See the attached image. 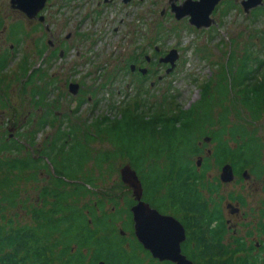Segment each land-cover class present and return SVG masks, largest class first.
<instances>
[{
    "label": "rangeland",
    "instance_id": "374dc122",
    "mask_svg": "<svg viewBox=\"0 0 264 264\" xmlns=\"http://www.w3.org/2000/svg\"><path fill=\"white\" fill-rule=\"evenodd\" d=\"M182 1L174 2L180 4ZM240 1L232 0L227 5L226 0H221L210 15L213 22L208 27L196 28L188 22V16L180 19L174 17L169 0H46L40 12L44 19L40 23L35 21L36 18L30 21L21 11L12 8L10 0H0V53L9 49L10 54L9 63L0 71V145L14 136L19 139L20 145L25 146L31 138L30 133L38 129V122L46 111L50 112L48 118L55 116L53 125H47L42 132L34 131L33 145L36 143V148L21 147L17 153L14 152V156L35 155L36 149L41 151L46 148L45 143L51 144L53 141L54 134L50 137V133L59 127L69 131L71 126L79 125L80 130L85 131V125H90L99 117H112L124 105L133 107L132 103L139 99V94L152 103L161 102L167 96L171 99L164 106L171 113L191 106L200 122L202 111H206L213 121L210 125L199 123L205 133L218 126L216 117L221 109L226 107L230 111V118L231 112H235L230 124L242 125L247 136L253 133L254 138L259 140L261 172L264 171V112L255 120L256 123L251 121V124L246 119L247 113H236L232 94L225 91L221 96L213 91L214 98L208 106L202 103L193 106L201 97L202 86L207 81L215 84L216 75L224 69L230 52L234 53L235 61L249 52L251 57H264V0L248 12L243 10ZM16 21L24 24L20 44H14L8 35L11 23ZM37 44L40 46L37 47ZM42 44L46 46V55L40 57L38 51ZM154 46L161 53L166 52L165 55L171 48L176 49L178 56L170 72H165V64L159 63V56L152 51ZM142 54L155 60L152 64H140L149 68L145 75L131 71L128 64L131 57L139 58ZM33 67H40L45 73L41 76L40 70L32 83L25 84V69ZM233 69H236L235 66ZM224 72L230 75L233 70L225 68ZM70 82L78 83L76 94L68 91ZM33 88L44 89L45 101L40 102L38 94L32 95ZM79 98L84 100L78 106ZM154 106L156 108L158 104ZM80 130L77 136L82 141ZM198 134L201 135V131ZM226 137L232 148L241 142V138H235V133L234 139L228 135ZM202 140L203 136H200L201 153L192 159H199L200 164L204 158L208 159V179L216 184L215 179H219L222 171L211 156L215 144L209 139ZM61 141H57L55 152L59 154L58 160L66 159L68 164L65 167L64 163H57L56 160V166L59 170L70 172V147L63 148L59 153ZM70 142L66 144L70 145ZM84 144L90 155L113 150V144L103 133ZM51 162L55 163L47 159L44 161L36 180L27 178L30 171L16 174L18 178L13 181V187L18 190V194L13 196L16 205L4 206L7 202L0 200V216L5 214L3 222L11 219L16 224H32L29 213L38 204L36 198L40 188L50 180ZM126 163V157L117 156L105 160L103 168L99 170L90 159L77 174L78 180H85L87 174L96 175L101 171L102 176L93 181L100 190H109L118 201V204L105 202L104 209L107 211H112L114 205L123 206L125 199L134 200L132 188L120 176V170ZM255 173L249 170L245 177L238 175L236 178L234 175L228 181L218 180L219 190L211 195L213 201L219 202L228 226L236 228L238 235H246L249 231L247 237L251 241L264 240L258 227L260 219H264L261 213L264 208V172L262 175ZM89 190L93 192L75 199L78 206L94 203L101 196L97 190ZM205 194L209 195L204 191ZM237 196H242L244 202L239 204V208L235 199ZM229 204L235 213L230 214ZM166 214L177 218L171 212ZM125 220L123 214L116 222L118 228ZM124 229L123 235L131 236V224ZM110 235L115 236V232ZM259 254L264 257L263 253Z\"/></svg>",
    "mask_w": 264,
    "mask_h": 264
},
{
    "label": "trees",
    "instance_id": "16d2710c",
    "mask_svg": "<svg viewBox=\"0 0 264 264\" xmlns=\"http://www.w3.org/2000/svg\"><path fill=\"white\" fill-rule=\"evenodd\" d=\"M231 2L226 0L227 5ZM23 25L21 21H16L9 27V39L14 44H19L21 40ZM45 47L41 45L38 51L40 55L46 51ZM8 52L9 49H6L0 54V71L8 63ZM223 68L216 75L215 84L207 81L202 86L201 97L193 106L201 103L208 106L213 101V91L219 96L225 91L232 94L236 113H242V108H248L251 121L256 120L264 112V57H251L249 52L235 61L234 53L230 52ZM225 68H232L233 73L226 74ZM40 70L42 76L45 72L41 68L25 69L24 83H32ZM36 94L40 102L47 98L44 89L33 88L32 95ZM138 98L132 103L133 107L124 105L112 117L103 115L90 125H85V131L80 130L79 125H73L69 131L59 127L51 135L47 134L46 137L54 134L53 141L51 144L45 143L47 146L40 159L30 153L23 157L14 156V152L17 153L21 147L25 149V146L35 147L34 131H43L47 125H53L55 116L53 119L48 118V111L38 122V129L30 133L31 138L25 146L20 145L19 139L14 136H8L1 143L0 200L7 202L4 206L16 205L13 196L18 194V190L13 187V181L20 173L30 171L27 178L36 180L46 159L55 163L51 162L48 184L40 188L36 198L37 206L30 210L32 224H16L11 219L5 220V223V214H1L0 264H97L99 261L104 264H172L151 257L132 230L131 236L120 233L121 229L125 231L124 227L132 223L130 207L134 200L125 199L124 207L113 204V210L107 211L104 209L105 202L118 204V201L109 190H100L93 181L99 175L102 176L101 171L96 175L87 174L85 180H78L77 174L88 160L91 159L101 170L105 160L117 156L126 157V161L138 174L143 186L142 198L161 213L171 212L185 227L183 253H187L189 259L204 264H264V257L259 253L237 254L244 250L243 243L232 245L225 241L223 213L219 202L213 201L211 197L219 190V182L215 179L217 183L213 184V180L206 177L209 170L207 158L199 167L197 161L192 159L201 153L198 141L202 135L198 131L203 132L193 107L171 113L164 106L170 97L164 96L158 103H152L140 94ZM83 100L78 99V106ZM156 104L158 106L155 108ZM78 130L83 135L82 141L77 136ZM232 132L239 134L241 142L233 148L227 142L217 143L211 154L214 162L221 165L229 160L236 172L248 168L260 174L259 140L254 138L252 132V135L247 136L242 125L233 126ZM102 133L113 144V150L90 155L84 142ZM60 140L59 153L63 148L70 147V172L68 168L66 172L56 166V160L57 163H64L65 167L68 164L66 159L58 160L59 154L55 152L57 141ZM69 141L70 145L66 144ZM89 188L97 190L101 196L94 203L78 206L75 199L92 193ZM204 191L209 195H204ZM123 214L126 220L118 228L116 222ZM114 232L115 236L110 235Z\"/></svg>",
    "mask_w": 264,
    "mask_h": 264
},
{
    "label": "water",
    "instance_id": "95a60500",
    "mask_svg": "<svg viewBox=\"0 0 264 264\" xmlns=\"http://www.w3.org/2000/svg\"><path fill=\"white\" fill-rule=\"evenodd\" d=\"M220 0H183L176 4L170 0V10L176 19L188 16V22L196 28L208 27L213 19L210 16L216 4ZM46 0H10V6L23 12L28 19L34 18L44 7ZM262 0H242L241 5L245 12L261 5ZM40 20L44 17L39 16ZM176 49H170L159 61L169 62L173 68L177 58ZM134 64L130 69H134ZM141 73L146 72V68L140 69ZM78 83H69L68 91L76 94ZM220 179L222 181L231 180L233 175L232 167L226 164L222 167ZM120 176L124 183L128 184L136 201L131 205L130 211L133 220L134 235L143 246L148 250L151 256L159 261H170L172 264H202L194 262L181 252L180 243L185 240L186 232L182 223L172 215L159 212L156 208L151 207L148 202L142 199V185L138 174L129 163H126L120 170ZM123 230L120 233L123 234ZM97 264H104L99 261Z\"/></svg>",
    "mask_w": 264,
    "mask_h": 264
},
{
    "label": "flooded vegetation",
    "instance_id": "af4514ba",
    "mask_svg": "<svg viewBox=\"0 0 264 264\" xmlns=\"http://www.w3.org/2000/svg\"><path fill=\"white\" fill-rule=\"evenodd\" d=\"M128 0H124V2H127ZM175 0H172V2H174ZM242 1V0H241ZM241 1H240V3H241ZM48 2H49V0H48ZM47 2V3H48ZM169 3H171L170 2V0H169ZM177 4V3H176ZM45 7V6H44ZM44 7L42 8V10L44 9ZM170 8H171V6H170ZM14 9H16V8H14ZM41 10V11H42ZM20 11V10H19ZM40 11V12H41ZM214 11V10H213ZM40 12H38V14L34 17V18H32V19H29L30 21H34L35 20V18H36V20L35 21H37L38 23H40V22H42L43 20H40L39 19V16L41 15L40 14ZM163 12H164V10L163 11H161V13L163 14ZM23 13V12H22ZM24 14V13H23ZM25 15V14H24ZM27 18V17H26ZM28 19V18H27ZM37 23V24H38ZM8 32H9V30H8ZM24 34H21V39H22V36H23ZM20 42H21V40H20ZM20 42H19V44H20ZM172 49V48H171ZM175 49V48H174ZM153 51V53H154V51L157 53L156 54V56L158 57L157 59H158V61H159V58L160 57H163V56H165V53H161L160 51H159V49H158V47L157 46H154V50H152ZM3 52H5V51H3ZM160 52V53H159ZM9 53V52H8ZM1 54V53H0ZM10 55V54H9ZM9 55H8V58H9ZM143 56L142 57H139L138 58V56H134V57H131L130 59H129V61H128V64H129V69H130V67H131V65L132 64H134V66H135V68L133 69V70H131V71H133V72H135V73H139L140 75H145L147 72H148V67L146 68V72L145 73H141V71H140V69L141 68H144V67H141L140 66V64H142L143 62L144 63H153L155 60H154V57H150L149 55H144V54H142ZM152 56V55H151ZM8 63H9V61H8ZM159 63H163V64H165V68H166V70H165V72H170L173 68H171L170 70H168L169 69V67H170V63L169 62H162V61H160ZM174 67V66H173ZM158 78H160V76L158 77ZM186 109H188V108H186ZM193 110H194V108H193ZM248 110H250V109H248V108H242V111H244V113H247L248 115L246 116L247 118V120H248V122H250L251 123V118H250V114L248 113ZM229 112L230 111H228L227 109H226V107L225 108H223V109H221L218 113H217V117H216V121H217V124H218V126L215 128V129H213L212 131H208V133H205L204 131L201 133V135L203 136V140L202 141H205V140H207V139H209V142H213L215 145L217 144V143H220V142H227V143H229V139L226 137V135H228L230 138L232 137V139H234L233 138V136H234V133L235 132H232L231 133V129L233 128V126H235V125H240V124H236V123H231L230 124V121L232 120V119H234V114L233 113H235V112H231V115H232V118H230V115H229ZM194 113V112H193ZM229 116V117H228ZM244 118H245V115H242ZM230 118V119H229ZM260 118V116L258 117V119ZM200 121V125H205V123H207L208 125H210V124H212V119L210 118V117H208V113L206 112V111H202V117H201V119L199 120ZM253 123H256L255 122V120H253ZM252 124V123H251ZM215 125V124H214ZM219 133V134H218ZM236 136L238 137V138H240V136H239V134H235V138H236ZM238 138H237V140H238ZM200 140V139H199ZM43 142V141H42ZM201 142L200 141H198V145L200 146V148H201V144H200ZM239 143H237V145H238ZM38 145L37 144H35V148L37 147ZM25 149H26V147H25ZM42 152H43V149L41 150V151H39L38 149H36V153H35V157L36 158H39L40 159V157L41 156H43L42 155ZM262 153V152H261ZM261 153H260V159H262V156H261ZM212 154V153H211ZM198 156V155H197ZM263 158H264V155H263ZM198 160L199 159H197L196 161H197V163H196V165H197V167H198V165L200 166L201 164L200 163H198ZM213 161H214V159H213ZM215 163V162H214ZM219 168H220V170L222 169V167L224 166V165H226V164H229L231 167H232V164H231V162L229 161V160H226V161H224L221 165H219V164H217V163H215ZM263 166H264V164H263ZM42 169V168H41ZM40 169V170H41ZM232 170H233V175H235V177L237 178L238 177V175H240V178L241 177H245V174L249 171V169L247 170V168H245V169H241L240 170V172H236L234 169H233V167H232ZM222 171V170H221ZM264 171H262L261 172V175H262V173H263ZM221 173V172H220ZM264 174V173H263ZM206 177L208 178V175H207V172H206ZM220 175V174H219ZM218 180H220V181H222L221 179H220V176H219V179H217V182H219ZM216 182V183H217ZM142 185V184H141ZM142 196H143V186H142ZM143 199V198H142ZM235 199H237V206H238V208H239V204H243L244 202H243V197L242 196H237V197H235ZM144 200V199H143ZM144 201H146V200H144ZM136 201H134V203H135ZM147 202V201H146ZM133 203V204H134ZM149 203V202H148ZM149 205H150V203H149ZM151 206V205H150ZM229 207H228V209H229V212H230V214H232V213H235L234 212V210H233V206H231L230 204L228 205ZM151 207H153V206H151ZM263 208V207H262ZM237 209V208H236ZM261 213L262 214H264V208L261 210ZM164 214H166V213H164ZM170 215V214H169ZM236 215H238V214H236ZM224 217V216H223ZM131 220H132V215H131ZM224 221H225V230H224V238H226V242L227 243H233L232 245H235V243H237V242H240V243H243L244 244V250H240L237 254H248V255H257L258 253H263V255H264V240L263 239H256V241L255 240H253V241H251L252 239H248V237H247V235H250V232L248 231V232H246V235L244 234V235H238L237 234V229L236 228H233L232 227V229L228 226V222H227V220L224 218ZM245 224H247V223H245ZM131 226H132V228H133V220H132V223H131ZM258 227H259V233L260 234H263L264 235V219L262 220V219H260V221L258 222ZM185 228V227H184ZM255 228H257V227H255ZM185 232H186V229H185ZM133 233H134V230H133ZM185 240H186V237H185ZM185 240H183L181 243H180V246H181V252L183 253V242L185 241ZM253 243V244H252ZM148 251V250H147ZM185 256L187 255V253L185 254V253H183ZM198 254V253H197ZM196 254V255H197ZM261 256V255H260ZM187 257V256H186Z\"/></svg>",
    "mask_w": 264,
    "mask_h": 264
}]
</instances>
